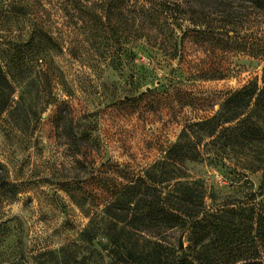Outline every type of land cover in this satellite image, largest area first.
I'll return each mask as SVG.
<instances>
[{
  "label": "rangeland",
  "instance_id": "1",
  "mask_svg": "<svg viewBox=\"0 0 264 264\" xmlns=\"http://www.w3.org/2000/svg\"><path fill=\"white\" fill-rule=\"evenodd\" d=\"M63 1L0 0V65L8 78L0 79V102L9 103L0 113V264H109L107 237L115 233L106 205L141 177L165 181L159 190L167 194L198 182L193 191L205 192L207 208L260 203L263 148L227 150L232 171L206 160L204 152L223 140L207 146L212 138L191 128L256 77L263 85L264 56L255 54L264 21L250 5L239 2L244 25L228 53L190 33L176 56L143 42L115 43L113 50L135 54L114 68L83 42L88 31L68 21ZM133 16L116 15L114 27L141 31ZM179 142L198 148L177 153ZM170 234L173 243L181 236Z\"/></svg>",
  "mask_w": 264,
  "mask_h": 264
},
{
  "label": "trees",
  "instance_id": "2",
  "mask_svg": "<svg viewBox=\"0 0 264 264\" xmlns=\"http://www.w3.org/2000/svg\"><path fill=\"white\" fill-rule=\"evenodd\" d=\"M92 1L64 0V10L68 21L73 24L76 21V25L81 22L87 29L83 42L114 68L122 67L128 55L135 54L129 48L113 50L115 43L143 42L145 49L176 56L190 33L197 42H208L214 50L228 53L233 44L239 43L238 30L244 25L239 2L248 3L264 21V0H195L197 4L191 0H97L101 1L98 9ZM123 13L134 15L132 25L139 22L141 31L131 29L125 35L116 29V15ZM35 36L34 30L24 47L31 45ZM258 48L255 57L264 56V45L260 43ZM22 56L19 52L17 59L21 61ZM262 72V86L256 77L231 94L215 116L192 125L195 132H206L212 138L207 146L217 148V143L223 140L216 152L209 149L204 152L206 160L232 170L226 164L227 150L239 147L252 150L251 145L255 144L263 148L264 155V68ZM0 79L8 82L1 65ZM8 104V99L0 102V113ZM187 145L198 148L194 142H179L174 149L183 153ZM261 164L258 168L264 170V160ZM164 182L157 177H141L122 186L106 205L105 215L115 233L107 237L109 264H264V199L253 205L207 208L205 192L196 195L193 191L198 182L179 183L182 191L168 194L159 190L164 189L160 186ZM90 228L84 235H89L95 226ZM176 231L181 236L173 243L169 240L170 233ZM184 237L187 246L184 242L180 248Z\"/></svg>",
  "mask_w": 264,
  "mask_h": 264
},
{
  "label": "water",
  "instance_id": "3",
  "mask_svg": "<svg viewBox=\"0 0 264 264\" xmlns=\"http://www.w3.org/2000/svg\"><path fill=\"white\" fill-rule=\"evenodd\" d=\"M180 248H183V243H182V241L180 242Z\"/></svg>",
  "mask_w": 264,
  "mask_h": 264
}]
</instances>
